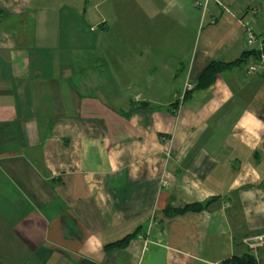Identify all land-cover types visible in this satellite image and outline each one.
<instances>
[{
	"label": "crops",
	"instance_id": "1",
	"mask_svg": "<svg viewBox=\"0 0 264 264\" xmlns=\"http://www.w3.org/2000/svg\"><path fill=\"white\" fill-rule=\"evenodd\" d=\"M247 26L264 42V0H0V264L252 253L264 74Z\"/></svg>",
	"mask_w": 264,
	"mask_h": 264
},
{
	"label": "trees",
	"instance_id": "2",
	"mask_svg": "<svg viewBox=\"0 0 264 264\" xmlns=\"http://www.w3.org/2000/svg\"><path fill=\"white\" fill-rule=\"evenodd\" d=\"M262 52L264 53V43H263V48ZM248 54H254L259 56L260 52L257 49L250 50L247 52L245 55ZM240 61H243V58L240 57L234 61L231 62H222V61H211L203 70L202 74L199 76V78L196 80V83L194 85L195 88H207L209 87L217 74H219L221 71L227 70L234 65L238 64ZM193 88V87H192ZM189 90L186 91L188 93ZM175 105V104H173ZM210 200L206 201L205 203H192L189 205L184 206L183 208H178V209H173V210H167L173 213H182L184 211H199L207 206ZM134 234H128L124 236L122 239L111 243L107 245V247H122L124 246L129 239L133 236ZM221 264H260L258 256L253 254V253H245L242 255H233L221 262Z\"/></svg>",
	"mask_w": 264,
	"mask_h": 264
},
{
	"label": "built area",
	"instance_id": "3",
	"mask_svg": "<svg viewBox=\"0 0 264 264\" xmlns=\"http://www.w3.org/2000/svg\"><path fill=\"white\" fill-rule=\"evenodd\" d=\"M245 39L248 46L253 47L254 49L259 50L260 54L258 56V64L256 66H250V72H260L264 74V53L262 52L263 48V39L257 36L251 28L248 26L245 28ZM192 84H186L185 90L192 89ZM243 242L252 249V253L256 255L255 251L258 246L264 244V234L256 235L252 237H244Z\"/></svg>",
	"mask_w": 264,
	"mask_h": 264
}]
</instances>
